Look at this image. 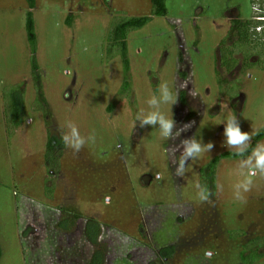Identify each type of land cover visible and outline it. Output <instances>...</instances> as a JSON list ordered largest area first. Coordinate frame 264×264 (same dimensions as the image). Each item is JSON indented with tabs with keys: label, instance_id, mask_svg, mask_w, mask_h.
<instances>
[{
	"label": "rangeland",
	"instance_id": "1",
	"mask_svg": "<svg viewBox=\"0 0 264 264\" xmlns=\"http://www.w3.org/2000/svg\"><path fill=\"white\" fill-rule=\"evenodd\" d=\"M253 1L167 0L166 17L129 34L126 73L110 33L152 16V0H37L35 56L27 1L0 0V264H90L97 252L104 264H264V177L244 201L234 197L242 158L222 159L209 177L213 160L232 152L222 146V120L234 114L251 145L264 131L263 43L237 51L233 70L221 48L233 50L232 24L252 20ZM160 82L178 94L161 111L177 128L191 124L174 139L135 119ZM20 90L24 122L9 131L6 97ZM67 121L95 142L47 156ZM194 135L214 148L178 177L181 141ZM197 183L214 193L210 203ZM88 220L101 226L96 246Z\"/></svg>",
	"mask_w": 264,
	"mask_h": 264
},
{
	"label": "clouds",
	"instance_id": "2",
	"mask_svg": "<svg viewBox=\"0 0 264 264\" xmlns=\"http://www.w3.org/2000/svg\"><path fill=\"white\" fill-rule=\"evenodd\" d=\"M177 98L178 94L172 91L167 82H160L157 85L156 94H153L147 100L149 110L146 112L141 110L136 114L135 119L139 123V127L151 126L152 128H158L160 136L165 140L174 139L181 132L189 129L191 124H185L183 127L177 128L176 122L172 118V113L171 116H166L161 111L162 105H170L171 111V106L176 104ZM220 124L224 125L222 146L242 158L239 162V169L243 179L234 185V197L239 201H244L243 194L251 190L254 178L257 175L264 177V143L257 142L249 153L253 134L241 129L237 117L234 114H230ZM65 127L67 131L62 133L61 139L64 145L71 148L75 153H79L87 143L95 142L94 132L89 133L86 137L82 136L78 127L71 121H67ZM174 129L176 130L175 132ZM213 148V142L204 143L202 139L197 140L195 135L183 139L178 149L180 151L179 158L174 161L175 174L178 177H183L190 160L198 159L204 153H210ZM246 153L248 154L246 155ZM157 178L160 177L158 176ZM195 187L199 200L210 203V197L214 194L212 190L200 183H197ZM215 187L217 191L222 190V185L219 183ZM204 255L205 258L211 259L213 253L209 250Z\"/></svg>",
	"mask_w": 264,
	"mask_h": 264
},
{
	"label": "trees",
	"instance_id": "3",
	"mask_svg": "<svg viewBox=\"0 0 264 264\" xmlns=\"http://www.w3.org/2000/svg\"><path fill=\"white\" fill-rule=\"evenodd\" d=\"M29 7V12L27 13V19H26V31L28 36V41L31 47V52L35 56L36 49H37V37L35 33V24H34V15L32 10H34L37 7V0H26ZM255 1V0H254ZM253 1V3H254ZM167 0H152V16L150 17H142V18H128L121 23L114 26L112 29L109 41L112 43V45L121 46V57L124 62V68L125 72L129 73V58H128V37L129 34L138 30H142L145 28L154 17H166L168 14L167 9ZM71 17L69 18V22H71ZM255 24L252 20L243 21L238 18L237 20H234L230 37L234 39L233 43V50L225 46V42H222L221 48L224 50L226 49V53L230 54V59L225 60V65L228 69H235L236 65L238 64L236 58L234 57L237 51L239 52L242 47H245L244 45H252L253 43L261 44L264 46V40L257 36L253 32ZM232 33V36H231ZM255 40H254V39ZM260 46V45H259ZM258 46H256L257 49ZM230 49V50H229ZM260 51V50H259ZM231 52V53H230ZM264 54V50L261 51ZM246 64H251L250 62ZM259 65V64H258ZM33 71L38 74V64L36 61V58L33 57ZM261 69H264V64L262 66L259 65ZM37 80L39 81V75L37 76ZM125 84L124 88L126 89L128 86ZM43 97V96H42ZM6 110H5V116L7 117V126L9 131H13L15 129H18L24 122V110H25V102H24V96H23V90L15 91L12 94L11 100H9L6 97ZM43 99V98H42ZM182 102H185V96L181 95ZM45 102V100L43 99ZM113 107L111 108V110ZM264 138V131L260 132L256 136V142L253 143L249 148V153L251 152L252 147H254L257 142L262 140ZM60 148V150H63L65 148V145L62 140L55 138V137H49L48 140V146H47V156H50L55 149ZM248 153H246L247 155ZM230 158H241L240 156H237L234 154V152H226L220 157H217L213 160L211 163L209 170L210 174L209 177L212 179V181H215L216 179V173H217V167L218 163L222 159H230ZM55 163V162H52ZM79 217V216H77ZM66 227V226H65ZM86 238L95 246L98 244L99 237L101 235V226L98 222L95 220H88L86 225ZM2 256L1 250H0V258ZM90 264H104L103 263V254L95 253L94 256H92V259L90 261Z\"/></svg>",
	"mask_w": 264,
	"mask_h": 264
},
{
	"label": "built area",
	"instance_id": "4",
	"mask_svg": "<svg viewBox=\"0 0 264 264\" xmlns=\"http://www.w3.org/2000/svg\"><path fill=\"white\" fill-rule=\"evenodd\" d=\"M252 21L255 26L253 32L264 40V1L255 0L252 4Z\"/></svg>",
	"mask_w": 264,
	"mask_h": 264
}]
</instances>
